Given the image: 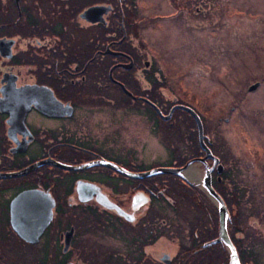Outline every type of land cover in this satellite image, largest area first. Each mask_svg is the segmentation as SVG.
<instances>
[{"label":"flooded vegetation","instance_id":"1","mask_svg":"<svg viewBox=\"0 0 264 264\" xmlns=\"http://www.w3.org/2000/svg\"><path fill=\"white\" fill-rule=\"evenodd\" d=\"M186 2L190 16L201 13ZM136 14L132 0H0V264H201L199 243L224 249L216 202L201 184L208 171L229 214L228 239L244 237L233 169L218 154L215 127H204L213 121L208 99L188 106L211 155L169 143L155 166L137 163V127L125 125L150 137L153 115L172 111L170 122L184 104L169 86L167 97L154 88L159 72L137 43ZM261 81L232 97L249 113L232 115L236 129L254 122L253 102L264 106ZM231 114L217 117L230 131ZM254 124L264 127V109Z\"/></svg>","mask_w":264,"mask_h":264},{"label":"rangeland","instance_id":"2","mask_svg":"<svg viewBox=\"0 0 264 264\" xmlns=\"http://www.w3.org/2000/svg\"><path fill=\"white\" fill-rule=\"evenodd\" d=\"M132 1L138 13L134 20L137 43L146 46L159 68V86L153 85L154 88L166 97L168 93L174 94L176 102L184 105L196 106V95L201 101L208 99L214 104L210 114L213 121L204 122V127H215L212 133L218 154L227 164L226 169H233L234 192L239 185L242 189L233 207L234 213L235 209L239 210L240 221H243L238 228L244 237L235 233L239 257L264 264V127L254 124L263 115L264 106L257 107L255 102L250 105L249 111L255 109L256 115L254 122H246L245 129H236L240 126L231 118L237 109V113L239 109L243 111L244 118L249 115L237 101L240 92L247 91V85L261 79L262 87L258 91L264 92V0H196V11L201 13L196 12L195 16L188 14L192 11L187 0ZM180 5L184 8L179 9ZM180 11L182 14L171 18ZM207 57L212 59L208 61ZM166 86H169L167 94ZM233 96L237 100L232 99ZM157 105L161 107L160 102ZM231 107H235L233 111ZM230 112L234 131L228 128L230 121L217 119ZM173 116L167 122L153 115L150 137L139 123L125 125L137 127L139 166H155L164 160L165 145L169 143L188 146L186 149L195 146L198 154L196 121L181 107ZM208 131L210 134V129ZM192 167L204 172L198 163ZM219 189L226 186L219 185ZM252 218L261 220L259 227L244 226ZM259 230L260 237H256Z\"/></svg>","mask_w":264,"mask_h":264},{"label":"water","instance_id":"3","mask_svg":"<svg viewBox=\"0 0 264 264\" xmlns=\"http://www.w3.org/2000/svg\"><path fill=\"white\" fill-rule=\"evenodd\" d=\"M87 12L88 13H90V12H101V9L92 7ZM30 101L33 102V98H30ZM183 107H184V109L189 111L194 116L195 121L197 122V126H198L200 145H201L202 149H204L206 151L207 155H211L210 150L207 148V146L204 144V141H203V131H202V126H201V122H200L199 117L196 115V113L191 108L186 107V106H183ZM69 114H70V111H69ZM221 169H222V167L219 168V171H221ZM203 184H204L205 190L207 191L208 195L211 196L217 202V205H218L219 218H220V235H219V238L215 241L223 240L227 245H229L231 250H232V254H231V258H230V264H239V259H238V255L236 253V249H235L234 245H232L230 239H228L227 234H226V230H225V225H226L227 218H228V211H227V208L223 202V199L220 197L219 194L216 193V191L211 186L210 173L209 172H207L206 175L203 177ZM14 220H17V219L14 218ZM16 229L19 230L20 228L18 226H16Z\"/></svg>","mask_w":264,"mask_h":264},{"label":"trees","instance_id":"4","mask_svg":"<svg viewBox=\"0 0 264 264\" xmlns=\"http://www.w3.org/2000/svg\"><path fill=\"white\" fill-rule=\"evenodd\" d=\"M154 84H155V86H159L158 79L154 80ZM184 188L187 190L186 186H184ZM238 188H239V186L235 187V189H236L235 193L237 195H239L242 191V189H240V188L238 189ZM238 213H239V211L237 212V216H238ZM238 219H239V217H238ZM240 222L241 221H239L238 223H240ZM239 230H240V228H239ZM255 235L257 237V233ZM237 242H238V240H235L234 244L236 245V248L238 250L239 248L237 246ZM213 253H215V256ZM238 253L240 255V250ZM220 255H221V257H220ZM193 256H194V259L199 258V262L201 264H227V262H228V255H227L225 249H220V245H219V248H216V246H214V245L206 246L205 244H203V242L196 245V255L193 254ZM239 258H240L241 264H252L253 263V261L251 263V260L248 258L247 259H244L243 257H239ZM256 260H258V258Z\"/></svg>","mask_w":264,"mask_h":264},{"label":"bare ground","instance_id":"5","mask_svg":"<svg viewBox=\"0 0 264 264\" xmlns=\"http://www.w3.org/2000/svg\"><path fill=\"white\" fill-rule=\"evenodd\" d=\"M68 108H70V107H68ZM195 173H196V172H195ZM194 175H195V174H194ZM187 176L189 177V175H187ZM137 199H138V198H137ZM137 202L139 203V200H137ZM228 219H229V215H228L227 220H228ZM236 221H237V216L234 215V223H236ZM225 230H226V225H225ZM219 235H220V230H219ZM219 235H218L217 239L219 238ZM217 239H216V240H217ZM220 241H222V244L224 245V249H225L227 255L230 256V255L232 254V250H231L230 246L227 245L223 240H220ZM215 242H217V241H215ZM213 243H214V242L208 243V244H206V246H210V245L213 244ZM213 254L215 255V253H213Z\"/></svg>","mask_w":264,"mask_h":264}]
</instances>
